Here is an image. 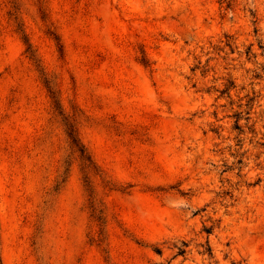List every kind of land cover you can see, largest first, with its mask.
Listing matches in <instances>:
<instances>
[{"label": "rangeland", "instance_id": "1", "mask_svg": "<svg viewBox=\"0 0 264 264\" xmlns=\"http://www.w3.org/2000/svg\"><path fill=\"white\" fill-rule=\"evenodd\" d=\"M0 264H264V0H0Z\"/></svg>", "mask_w": 264, "mask_h": 264}]
</instances>
